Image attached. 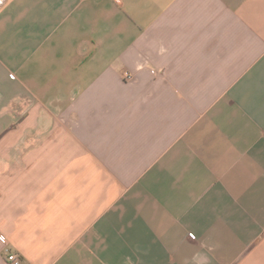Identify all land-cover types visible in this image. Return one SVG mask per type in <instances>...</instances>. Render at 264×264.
Wrapping results in <instances>:
<instances>
[{
  "label": "crops",
  "instance_id": "0c3cea01",
  "mask_svg": "<svg viewBox=\"0 0 264 264\" xmlns=\"http://www.w3.org/2000/svg\"><path fill=\"white\" fill-rule=\"evenodd\" d=\"M264 264V0H0V264Z\"/></svg>",
  "mask_w": 264,
  "mask_h": 264
},
{
  "label": "built area",
  "instance_id": "2783aa9c",
  "mask_svg": "<svg viewBox=\"0 0 264 264\" xmlns=\"http://www.w3.org/2000/svg\"><path fill=\"white\" fill-rule=\"evenodd\" d=\"M4 260L6 264H20V258L18 255L11 253L9 250L5 249L4 251Z\"/></svg>",
  "mask_w": 264,
  "mask_h": 264
}]
</instances>
